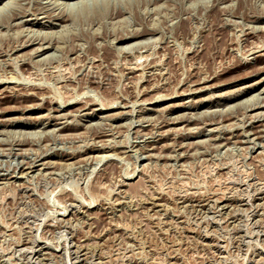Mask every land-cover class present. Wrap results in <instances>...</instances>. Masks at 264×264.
<instances>
[{"label":"rangeland","instance_id":"374dc122","mask_svg":"<svg viewBox=\"0 0 264 264\" xmlns=\"http://www.w3.org/2000/svg\"><path fill=\"white\" fill-rule=\"evenodd\" d=\"M217 1L0 0V264H264V0Z\"/></svg>","mask_w":264,"mask_h":264},{"label":"bare ground","instance_id":"6f19581e","mask_svg":"<svg viewBox=\"0 0 264 264\" xmlns=\"http://www.w3.org/2000/svg\"><path fill=\"white\" fill-rule=\"evenodd\" d=\"M139 1V0H138ZM217 1V0H216ZM219 1V0H218ZM217 1V2H218ZM127 2V1H126ZM129 3V2H128ZM133 3V2H132ZM137 3V2H136ZM232 3V2H231ZM71 4H73V3H71ZM74 4H76V3H74ZM78 4V3H77ZM6 5V4H5ZM55 5V4H54ZM61 5V4H60ZM140 5V4H139ZM165 5V4H164ZM9 6V5H8ZM130 6V5H129ZM141 6V5H140ZM162 6V5H161ZM79 7V6H78ZM34 8V7H33ZM96 8V7H95ZM156 8H158V7H156ZM68 9V8H67ZM97 9V8H96ZM160 9V8H159ZM233 9V8H232ZM15 10H16V8H15ZM190 10H191V8H190ZM63 11V10H62ZM126 12V11H125ZM140 12V11H139ZM178 12V11H177ZM224 12V11H223ZM60 13V12H59ZM70 13V12H69ZM101 13V12H100ZM144 13V12H143ZM221 13V12H220ZM36 14V13H35ZM142 14V13H141ZM53 15V14H52ZM159 16V15H158ZM161 16V15H160ZM194 17V16H193ZM40 18V17H39ZM173 18V17H172ZM20 19V18H19ZM147 19V18H146ZM156 19V18H155ZM194 19V18H193ZM71 20V19H70ZM122 20V19H121ZM171 20V19H170ZM64 21V20H63ZM151 21V20H150ZM168 21V20H167ZM174 21V20H173ZM228 21V20H227ZM105 22V21H104ZM117 22V21H116ZM135 22V21H134ZM153 22V21H152ZM157 22V21H156ZM226 22V21H225ZM113 23V22H112ZM15 24V23H14ZM17 24V23H16ZM103 24V23H102ZM111 24V23H110ZM227 24V23H226ZM39 25V24H38ZM152 26V25H151ZM150 26V27H151ZM8 29V28H7ZM27 29V28H26ZM19 31H20V29H19ZM37 31V30H36ZM139 31V30H138ZM141 31H143V30H141ZM258 31V30H257ZM16 32V31H15ZM26 32V31H25ZM35 32V31H34ZM134 32V31H133ZM138 33V32H137ZM148 33V32H147ZM43 34H44V32H43ZM130 34V33H129ZM132 34V33H131ZM136 34V33H135ZM42 35V34H41ZM133 35H134V33H133ZM132 35V36H133ZM140 35H142V33L140 34ZM238 35H239V33H238ZM51 36V35H50ZM124 36V35H123ZM137 36V35H136ZM139 36V35H138ZM30 37V36H29ZM35 37V36H34ZM44 37V36H43ZM128 37V36H127ZM131 37V36H130ZM250 37V36H249ZM36 38V37H35ZM52 39V38H51ZM123 39H126V37L125 38H121V39H118V41H120V40H123ZM45 40V39H44ZM116 40H117V38H116ZM195 40V39H194ZM53 43V42H52ZM145 43V42H144ZM38 44H39V42H38ZM48 44V43H47ZM229 44V43H228ZM46 45V44H45ZM253 46V45H252ZM262 46V45H261ZM42 47V46H41ZM49 46H47V47H45L44 49L43 48H41L42 49V51L43 50H45V49H47ZM259 47V46H258ZM40 48V47H39ZM52 48V47H51ZM59 48V47H58ZM253 48V47H252ZM255 49V48H254ZM260 49V48H259ZM257 50H258V48H257ZM54 52V51H53ZM251 52V51H250ZM249 52V53H250ZM254 52V51H253ZM248 53V52H247ZM252 53V52H251ZM149 55V54H148ZM252 55H254V54H252ZM151 59V58H150ZM145 60V59H144ZM21 61V60H20ZM145 62V61H144ZM62 63V62H61ZM138 64H140V63H138ZM50 65V64H49ZM48 65V66H49ZM58 65V64H57ZM60 65H58V66H55L54 68H55V71H56V69H58V67H59ZM50 67V66H49ZM157 67V66H156ZM61 68V67H60ZM133 68V67H132ZM52 69V68H51ZM64 69V68H63ZM128 69V68H127ZM60 69H58L57 71H59ZM130 70H131V68H130ZM132 70H136V69H132ZM52 71H53V69H52ZM56 71V72H57ZM135 72V71H134ZM151 73V72H150ZM55 74V73H54ZM60 74V73H59ZM12 80V79H11ZM13 81V80H12ZM254 97V96H253ZM263 98V97H262ZM252 99V98H251ZM254 99V98H253ZM264 99V98H263ZM249 100V99H248ZM251 102V101H250ZM242 103V102H241ZM243 104H245V103H243ZM256 104V103H255ZM235 105V104H234ZM240 105V104H239ZM249 105V104H248ZM230 107V106H229ZM230 109V108H229ZM244 109V108H243ZM248 110V109H247ZM227 112V111H226ZM260 113V112H259ZM258 113V114H259ZM194 114V113H193ZM223 114V113H222ZM260 115V114H259ZM256 116H258V115H256ZM178 117V116H177ZM262 117V116H261ZM181 118V117H180ZM149 119V118H148ZM176 121V120H175ZM240 121V120H239ZM242 123V122H241ZM97 124V123H96ZM240 126V125H239ZM228 128H230V127H228ZM219 129V128H218ZM223 129V128H222ZM217 130V129H216ZM262 130V129H261ZM251 133V132H250ZM32 134V133H31ZM221 135V134H220ZM245 136V135H244ZM15 138V137H14ZM253 138V137H252ZM157 139V138H156ZM224 139V138H223ZM246 140V139H245ZM250 140V139H249ZM255 144V143H254ZM222 145V144H221ZM260 145V144H259ZM171 146V145H170ZM250 146V145H249ZM163 147V146H162ZM100 148V147H99ZM178 148V147H177ZM170 152V151H169ZM151 155V154H150ZM153 155V154H152ZM178 155V154H177ZM154 157V156H153ZM163 157V156H162ZM179 157H180V155H179ZM101 158V157H100ZM172 158V157H171ZM86 159V158H85ZM103 160V159H102ZM106 160V159H105ZM33 162V161H32ZM88 162V161H87ZM49 163V162H48ZM47 163V164H48ZM20 166V165H19ZM22 167V166H21ZM38 171V170H37ZM27 172V171H26ZM28 176V175H27ZM242 183V182H241ZM246 187V186H245ZM251 188V187H250ZM190 193V192H189ZM196 194V193H195ZM210 197V196H209ZM201 199V198H200ZM218 200V199H217ZM216 200V201H217ZM230 203V202H229ZM214 204V203H213ZM193 206V205H192ZM34 244V243H33ZM75 245V244H74ZM88 249V248H87ZM74 251V250H73ZM31 253V252H30ZM84 256V255H83Z\"/></svg>","mask_w":264,"mask_h":264}]
</instances>
